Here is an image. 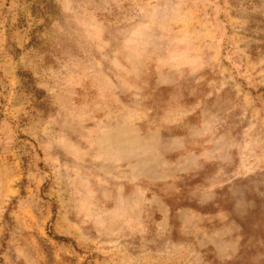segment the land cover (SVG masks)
<instances>
[{
	"label": "rangeland",
	"instance_id": "rangeland-1",
	"mask_svg": "<svg viewBox=\"0 0 264 264\" xmlns=\"http://www.w3.org/2000/svg\"><path fill=\"white\" fill-rule=\"evenodd\" d=\"M0 264H264V0H0Z\"/></svg>",
	"mask_w": 264,
	"mask_h": 264
},
{
	"label": "trees",
	"instance_id": "trees-1",
	"mask_svg": "<svg viewBox=\"0 0 264 264\" xmlns=\"http://www.w3.org/2000/svg\"><path fill=\"white\" fill-rule=\"evenodd\" d=\"M55 239H60V240H63V238H62V237H60V236H56V237H55Z\"/></svg>",
	"mask_w": 264,
	"mask_h": 264
}]
</instances>
